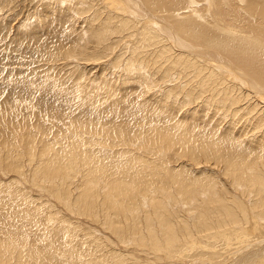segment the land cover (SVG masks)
Returning a JSON list of instances; mask_svg holds the SVG:
<instances>
[{
	"label": "rangeland",
	"instance_id": "374dc122",
	"mask_svg": "<svg viewBox=\"0 0 264 264\" xmlns=\"http://www.w3.org/2000/svg\"><path fill=\"white\" fill-rule=\"evenodd\" d=\"M136 1L154 19L169 25L174 41L165 36L162 40L154 37L152 41H145L148 43H138L141 24L130 20L126 26L128 14L115 12L116 6L108 0H67V3L64 0L63 4H58L59 0H0V264H235L239 260L240 264H248L263 255L264 220L259 219L262 215H252L251 219L246 215V202L254 201L253 197L258 202L259 196L249 192L235 197L232 191L225 194L217 190V195L198 191L206 203L201 202V198L198 201L196 194L198 197L193 198L196 201H191L189 210L173 195L178 185L175 183L174 187L171 182L182 175L184 183L178 182L186 187L195 183V179H202L201 171L204 178L212 175L201 164L202 158L193 156L207 143L212 145L215 134H223L227 126L232 127L230 132L235 139L233 126L229 124L231 118L238 109L251 103L246 99L231 103L228 97L237 99L234 88L223 94L226 86L223 82L218 85L220 78L201 83L200 78L209 72L203 70L196 76L200 69L197 65L192 67L188 61L173 55L180 49L186 52L179 47L178 33L184 44L192 46L202 57L203 53L208 56L207 61H203L197 54L201 63H210L209 67L225 73L229 69H224V62H231L217 50L187 38L188 41L178 23L185 19L192 22L193 27L213 31L217 22L214 18L221 16L220 21L225 25L250 27V32L264 37V30L260 29L264 28V0ZM245 8L259 18H248ZM85 21L88 23L84 24ZM89 23L111 29L98 45L91 34L82 35ZM185 29L183 33L198 31L197 27ZM172 42L175 48H169L168 43ZM216 57L217 61L208 62ZM218 61L223 63L216 64L219 69L214 65ZM233 64L231 66L238 70ZM207 82L214 83L210 89ZM174 92L177 93L173 95ZM177 94L190 99L177 97ZM206 101L209 106L205 105ZM226 113L231 115L224 116ZM242 113L240 110L239 114ZM245 124V120H240L237 126L240 132L237 142L234 141L239 151L247 146L248 139H239L247 129ZM248 129L261 132L252 126ZM169 137L171 144L168 141L167 146ZM253 139L251 136L249 143ZM228 148L227 152H236L235 148ZM190 154L193 156L189 157ZM248 157L249 161H255V157L259 160V152ZM207 160L212 168H220L215 161L220 159L209 157ZM162 168L173 172L171 178L176 173L179 175L168 179ZM219 178L220 175L217 182ZM225 179L220 178L219 183L224 184L229 177ZM205 183L202 180L199 188ZM158 186L162 191L155 193ZM163 186L168 188L165 190ZM191 188L193 190V187L188 189ZM242 190L244 188H240ZM148 193H155L154 200L167 205V210L145 208ZM216 196L225 197L217 199V204ZM197 201L204 207L197 206L191 211ZM236 203L243 204L245 210L234 206ZM106 206L112 209L107 210ZM197 209L204 212L202 218ZM125 210L131 212L136 223L137 216L143 219L148 212L153 214L158 222L150 221L152 229L161 221L166 225L164 228H168V223L169 229L175 225L171 233L175 232L172 235L178 238L166 243L164 236L157 239L164 235L161 228L153 237L147 236L150 230L143 225L134 224L136 228L139 226L138 232L125 228L122 219L129 218L121 217ZM224 211L232 212L229 216L238 220L231 238L225 234L219 237L220 233L214 230H204L202 234L192 227L195 223L201 229L202 220L206 223L221 221L226 214ZM108 212L117 229L108 231L104 222ZM180 215L185 217L182 219ZM248 226L256 227L252 231L255 236L250 237L246 232ZM131 233L136 240L128 243ZM252 264H259V260Z\"/></svg>",
	"mask_w": 264,
	"mask_h": 264
},
{
	"label": "bare ground",
	"instance_id": "6f19581e",
	"mask_svg": "<svg viewBox=\"0 0 264 264\" xmlns=\"http://www.w3.org/2000/svg\"><path fill=\"white\" fill-rule=\"evenodd\" d=\"M58 1V0H57ZM63 1L64 0H59V3L58 4H63ZM104 1V0H103ZM106 1V0H105ZM108 1H110L111 2V4L113 5V6H116L114 9H117V11H115V12H119L120 11V13H125L124 15H127V18L125 19L126 20V22L124 23L126 26L128 25V24H130V22L131 21H134V22H138V23H140L141 25H140V27L142 28V30L139 32V35H137L138 36V43H140V42H142V43H148V42H145V41H148V40H150V41H152V40H154V37H158V39L160 40L161 38L162 39H164L165 38V36H167L168 37V39H170V38H172V39H170L171 41L173 40V39H175V36H174V34H172L173 32L170 30V28L168 27L169 25L168 24H163V23H161L160 21H158V20H156V19H154L151 15H150V13H147L146 12V10L141 6V4L140 3H138L136 0H108ZM238 1V0H237ZM241 1V0H240ZM243 2H244V0H242ZM258 1V0H257ZM65 2L67 3V0H65ZM190 2V1H189ZM192 2V1H191ZM190 2V3H191ZM1 3V2H0ZM66 3H64V4H66ZM69 3V2H68ZM89 3V2H88ZM212 3H214V2H212ZM57 4V3H56ZM57 4V5H58ZM72 4H73V2H72ZM71 4V5H72ZM76 4V3H75ZM111 4H110V6H111ZM192 5H193V3H191ZM195 4V3H194ZM240 4V3H239ZM244 4V3H243ZM245 4H246V1H245ZM46 5H48V4H46ZM67 5H70V4H67ZM74 5V4H73ZM80 6H81V4H79ZM210 5H211V3H210ZM65 6V5H64ZM109 6V8H111ZM46 7V6H45ZM53 7V6H52ZM68 7V6H67ZM73 7H75V6H73ZM73 7H71L72 9L71 10H73ZM77 7H78V5H77ZM76 7V8H77ZM82 7V6H81ZM187 7V6H186ZM50 8V7H49ZM56 8V7H55ZM75 8V9H76ZM79 8V7H78ZM213 8H215V7H213ZM70 9V8H69ZM239 9V8H238ZM240 10V9H239ZM56 10H54V12H55ZM111 11H112V9H111ZM114 12V11H113ZM211 12H212V8H211ZM217 12H218V10H217ZM241 12H242V10H241ZM245 12H246V15L248 16V18H249V16H250V19H251V17L253 18V17H258V15H256V14H254V13H252L250 10H248L247 8H245ZM77 13V12H76ZM194 13V12H193ZM116 14V13H115ZM222 14H225V13H222ZM130 15V16H129ZM215 14H213L212 16H214ZM217 15V14H216ZM218 15H220V13L218 14ZM228 15V14H227ZM246 15H245V18H246ZM154 16V15H153ZM200 16V15H199ZM212 16H211V18H212ZM94 17H96V16H94ZM122 17V16H121ZM147 17V18H146ZM201 18H202V16H200ZM215 17V16H214ZM213 17V18H214ZM150 18V19H149ZM248 18H247V20H248ZM259 18V17H258ZM96 19V18H95ZM112 19V18H111ZM148 19V20H147ZM187 19V18H186ZM220 19H221V16H220V18L219 17H215L214 18V20L215 21H217L216 22V25H214L215 27L213 28V31H209L206 27H202V26H195L194 25V27H193V24H192V22L190 23L189 21H185V19L182 21V22H180V23H178V21H176L175 23H178V26H180L181 28L180 29H182V32H181V34H185L186 33V35H184V37L187 39H190V40H194V41H196V42H198L200 45L201 44H203V45H205V46H207V47H210V49L212 48L213 49V51H218V53H220L219 55H223V57L225 58H227V60L229 61H231V62H233L232 64L234 65V66H237V69L238 70H236L233 66H231L232 64H231V62H230V64H226L225 62H224V66H225V68L224 69H229V71H231V72H229V71H226L225 73H227V72H229L228 73V75H226L225 73H221V72H219V71H216V70H214V69H216L215 67H214V69H213V67H209V64L210 63H201V61H199L198 60V55H199V57H201L200 58V60L202 59L203 61H205V59H206V61H207V58H208V56H206V54L205 53H203V57H202V54L201 53H196L195 52V50H194V48H191L190 47V45H187V44H184L185 42H183V41H181V40H179L180 38H178V33L176 34L177 35V39H178V42H179V47L180 48H182V50L184 49L186 52H182V51H177L176 49V51H175V53L173 54V55H176V56H178V59H182V60H184V61H188L189 63H190V65L192 66V67H194V65H197V67H199L200 69H198V74L196 75V76H198V75H200V71H202L203 72V70H205V71H208L209 73H207L208 75L207 76H205V77H202V78H200L201 79V83H205L206 81H212L213 79H218V78H220V80L219 81H217L218 82V85H222V82L224 83V85L226 86V88H224L222 91H224V92H222L223 94H227V92H229V89H232V88H234L235 89V91H236V93H237V97H235V98H237V99H235V100H232L230 97H228L229 98V100L231 101V103H237L238 101H240V100H248V101H251V103L249 104V105H246L247 107V112H246V108H244V109H238L234 114H233V118H231V121H232V123L230 122L229 124H232V126H233V130H234V133H233V131H232V133H233V135L235 134V139H233V136L231 135V129H232V127L230 128V126L228 127L227 126V128L224 130V132H223V134H221V135H216L215 134V136H214V141L213 140H211L213 143H212V145H210V142H209V144L207 143V146L202 150V151H200L199 153H196L194 156H193V154H190L189 155V157H191V156H193V157H200V158H202V160H200V161H202L201 162V164L203 165V167L205 166V168L207 167L208 169V171L212 174V175H207V176H205V178H204V171H201V175H202V179L201 180H199L198 178L197 179H195V180H192L193 182L195 181V183H191V185L189 186V185H187L186 183V187L184 186H181V185H179V182H178V180H182L183 181V183H184V180L183 179H185V178H183L182 177V175H181V178H183V179H181V178H179V176H178V180L175 178L173 181H175V182H171V185H175V183H176V186H177V188L176 189H174V190H176V192H175V194H173L174 196H177L176 198H179V199H177V200H181L183 203V206L185 205V207H187V209H189L190 208V205H192V203H191V201L193 200V201H196V200H194L193 198H196V197H198V201L200 200L199 198H201L200 197V194H198L199 192L198 191H201V193L204 191V192H206L207 193V191H208V193H210V194H214L217 190H223L224 192H225V194L228 192V191H232L233 192V194H235V197H236V195H238L239 193L241 194V193H246V192H249V193H253L255 196H259L260 198L258 199V202H257V200H255V197H253L254 198V201L253 200H245V199H243L244 200V202H246V204H247V206H246V215H247V217L249 218V219H251V216L252 215H254V216H258V214H261L262 215V218H264V37L263 36H260V35H258L256 32H254V31H251L250 32V30L251 29H249V28H239V27H237V26H234V25H232V26H234V27H231V26H228L229 25V23H228V25H227V23H226V25L223 23V21H220ZM241 19V18H240ZM239 19V20H240ZM131 20V21H130ZM202 20V19H201ZM213 20V21H214ZM236 20V19H235ZM260 20H262V19H260ZM101 21V20H100ZM110 21H112V20H109V22ZM163 21V20H162ZM244 21V20H243ZM255 21V20H254ZM264 21V20H263ZM86 23H88V22H84V24H86ZM137 23V24H138ZM214 23V22H213ZM246 23V22H245ZM248 23V25H249V22H247ZM250 23H252V21L250 22ZM121 24H123V23H121ZM173 23L171 22V25H172ZM97 25V24H96ZM139 25V24H138ZM168 25V26H167ZM256 25H259V24H256ZM259 26H263V25H259ZM177 27V26H176ZM195 27H197L198 28V31H197V33H195V30L193 31V32H188V31H186V32H184L183 33V30L185 29V28H190V29H188V30H191V29H194ZM258 27V26H257ZM85 29V30H84ZM83 30H82V32H83V34L82 35H90L91 34V38H93L94 39V41H96L97 42V45L99 44L98 42H100V40L102 39V37H104V36H106L107 35V31H111V29L109 30L108 28H106V26L105 25H102L101 27H95L94 26V24H91L90 25V23H89V25L88 26H86L85 28H84ZM179 29V28H178ZM260 29H263L264 30V28H262V27H260ZM165 30H167V31H169V33H171V34H168V33H166V31ZM186 30V29H185ZM184 30V31H185ZM253 30H256V29H254L253 28ZM179 31V30H178ZM4 32V31H3ZM2 32V33H3ZM207 32H209L210 34H207ZM257 32H260V30H257ZM112 33H114V32H112ZM110 34V33H109ZM165 34H167V35H165ZM264 35V34H263ZM86 37V36H85ZM106 37H108V36H106ZM105 38V37H104ZM184 38V39H185ZM161 39V40H162ZM187 39V40H188ZM190 40H188V41H190ZM174 41V40H173ZM178 42H177V45H178ZM183 42V43H182ZM141 43V44H142ZM176 43V42H175ZM170 43H168V46H170L169 48H175V46L176 45H173V42L169 45ZM88 45V44H87ZM167 45V44H166ZM144 46H146V45H144ZM80 47V46H79ZM142 47V46H141ZM178 47V46H177ZM101 48V47H100ZM164 48V47H163ZM167 48V47H166ZM195 48H197V47H195ZM179 49V48H178ZM199 50V49H198ZM216 51V52H217ZM188 52V53H187ZM189 53H195V54H189ZM198 54V55H197ZM215 54V53H214ZM211 56H212V54H211ZM216 56V55H215ZM222 57V56H221ZM220 57V58H221ZM222 57V58H223ZM217 58L218 57H216V59H213V58H211V59H208V62L210 61V62H214V61H217ZM219 58V59H220ZM221 58V60H223ZM224 61H226L225 59H224ZM228 61H226L227 63H229ZM219 63V65H220V63H222V62H220V61H218L217 63H214V65H216V64H218ZM223 64V63H222ZM142 65H144L143 63H142ZM190 66V67H191ZM218 65H216V67H217ZM197 67H195V68H197ZM195 68H193V69H195ZM218 68V67H217ZM219 68H220V66H219ZM218 68V69H219ZM208 69V70H207ZM217 69V70H218ZM221 70H222V67H221ZM143 71H145V70H143ZM147 71V70H146ZM205 73V72H204ZM237 73V74H236ZM150 74V73H149ZM157 74H158V72H157ZM157 74H154V76H157ZM232 75L234 76V77H232ZM148 76V75H147ZM237 76H238V78H237ZM232 78H234V79H232ZM239 79V80H238ZM163 80V79H162ZM208 84L206 85V86H208L209 87V89H210V87L211 86H213V84L214 83H209V82H207ZM241 85H240V84ZM243 87H248V88H246V89H244ZM250 88V89H249ZM208 89V90H209ZM249 89V90H248ZM208 90H207V92H208ZM185 91V90H184ZM203 91V90H202ZM204 92V91H203ZM170 93V92H169ZM177 92H174L173 93V95L174 94H176ZM210 93V92H209ZM202 94V93H201ZM207 94V93H206ZM220 94V93H219ZM172 95V94H171ZM217 95V94H216ZM178 96H181V97H183V98H185L186 100H189L190 98L189 97H185V96H183V94H180V95H178L177 94V97ZM209 96V95H208ZM215 96V95H214ZM228 96V95H227ZM174 97V96H173ZM180 97V98H181ZM198 98L200 99V96H199V94H198ZM208 98H210V96L208 97ZM182 99V98H181ZM204 99H206L205 97H204ZM177 100H179V99H177ZM210 100V99H209ZM209 100H207V101H209ZM217 100V99H216ZM206 101V103H205V105L206 106H209V102H207ZM218 101V100H217ZM227 101H228V99H227ZM229 101V102H230ZM204 102H202L201 104H203ZM215 103V102H214ZM213 103V104H214ZM225 103H226V101H225ZM200 106V105H199ZM219 107H215V109H218ZM239 108V107H238ZM187 110V109H186ZM240 110H243V113H242V115L241 114H239V111ZM197 111V110H196ZM186 112V111H185ZM253 113H256V115L254 116V117H251L252 115H253ZM231 114H229V113H226V114H224V116H230ZM236 115H237V117H236ZM203 116V115H202ZM235 117V118H234ZM240 120H245V122H246V124L245 125H247V129H246V131L243 133V135H241V137L239 138V139H241V141L243 140V141H245L246 139H250V137L252 136V137H254V139H253V142L252 143H249V141L248 140H246V147L245 148H243L241 151H239L238 149H237V144H236V142H237V136H238V134H239V132H240V129H239V127H237L238 126V124H239V121ZM191 123V122H190ZM225 124V123H224ZM219 125V124H218ZM224 126V125H223ZM226 126V125H225ZM249 126H252V127H254V130L255 129H259L261 132H259V133H257V132H250L249 131ZM262 126H263V131L261 130V128H262ZM229 128V129H228ZM183 129V128H182ZM238 130V131H237ZM160 131V130H159ZM168 131V130H167ZM212 134H213V132H212ZM212 134H211V137H212ZM249 134L251 135V136H249ZM259 134V135H258ZM253 135H256V136H253ZM165 135H163L162 137H164ZM260 138H259V137ZM170 138L171 137H169V138H166V145H167V143H168V141H169V145L171 144L170 143ZM207 139V138H206ZM236 142H235V141ZM218 143H220V144H218ZM245 143V142H244ZM169 145H167V146H169ZM228 146H230L231 147V150L232 149H236L235 151L236 152H227L226 151V148H228ZM229 147V148H230ZM241 147V146H240ZM228 148V149H229ZM187 151V150H186ZM259 152V160H258V157H255L256 158V160L254 161L253 159L251 160V161H249V159H251V158H249L248 156H252L253 154H254V156H256V155H258V152ZM191 152H193V151H191ZM194 152H195V150H194ZM166 157V156H165ZM210 157V159H214L215 160V158H218V159H220V160H222V161H224V163H222L220 160H215L217 163L216 164H219L220 165V168H217V169H215V168H212V164L211 163H208V158ZM248 157V158H247ZM155 158V157H154ZM163 158V157H162ZM253 158V157H252ZM162 166V165H161ZM215 167H216V165H214ZM198 167V166H197ZM200 167V166H199ZM202 168V167H201ZM163 169H165V168H162L161 169V171L163 170ZM156 170V169H155ZM204 170V169H203ZM181 171V170H180ZM182 172H183V170H182ZM181 172V173H182ZM156 173V172H155ZM160 173H162V172H160ZM173 173V172H172ZM172 173H170V169H165V171L163 172V175H165L168 179H172L175 175H179V174H175V175H173L172 176V178L170 177V174H172ZM223 174H226L225 176H228L229 177V180H227L224 184H222V183H219V181H220V178H221V180H226L225 179V176H222ZM160 175V174H159ZM198 175V174H197ZM219 175H220V178H219V181L217 182V179H218V177H219ZM200 176V175H199ZM222 176V177H221ZM159 177V176H158ZM158 177H157V180H158ZM160 177H162V176H160ZM200 178V177H199ZM206 179H208V180H206ZM161 180V179H160ZM187 180V179H186ZM202 180H204L206 183L204 184V187H202V188H199V186L201 185L200 184V182H202ZM165 181V180H164ZM181 181V182H182ZM180 182V184H182ZM160 183V182H159ZM188 183H190V181L188 182ZM170 184V183H169ZM184 184V185H185ZM166 185V184H165ZM164 185V186H165ZM173 185V186H174ZM196 185H197V187H196ZM163 186V189L165 188ZM169 186V185H168ZM168 186L166 187V188H168ZM176 186H174V187H176ZM220 186H222V187H220ZM226 186V188H224ZM159 187V186H158ZM190 187H193V190H192V188L189 190L188 188H190ZM116 188V187H115ZM159 188H160V190H159ZM159 188H157L154 192L156 193L157 191L158 192H161L162 191V187L160 186ZM166 188H165V190H166ZM221 188H223V189H221ZM240 188L242 189V188H244V191L242 190V191H240ZM170 191V190H169ZM153 192V191H152ZM151 192V193H152ZM218 192V191H217ZM155 193H154V195H152V194H147V202H146V205H145V208H146V206L149 208L150 207V209L152 210V208H155V210L157 211L158 209H161V211H166L167 210V205H165V206H163V203H161V201H159V200H154L155 198H154V196H155ZM168 193V192H167ZM205 193V196H207V194ZM170 194H172V193H170ZM198 196H197V195ZM203 194V193H202ZM201 194V195H202ZM218 193H215V195H217ZM224 194V195H225ZM157 195V194H156ZM164 195V194H163ZM169 195V194H168ZM172 195V196H173ZM196 195V196H195ZM211 195V196H212ZM220 195H222V194H220ZM242 195V194H241ZM144 196V195H143ZM166 196V195H165ZM162 197H164V196H162ZM225 196H223V198H224ZM168 198V197H167ZM166 198V200H168ZM212 198V197H211ZM210 198V199H211ZM216 198V200H214V202H216L217 201V199H219L218 201H220V200H222L223 198H222V196H216V197H214V199ZM89 199V198H88ZM197 199V198H196ZM176 200V201H177ZM203 200H204V197H203ZM202 200V198H201V202L203 201ZM208 200V199H207ZM226 199H224V201H225ZM84 201V200H83ZM145 201V200H144ZM198 201H197V203L196 202H194L195 203V208H193V206H192V209H191V211H195L196 210V208H198L197 206H199V204H201L200 202L198 203ZM85 202V201H84ZM88 202V201H87ZM169 202V201H168ZM171 202V201H170ZM204 202V204L206 203L205 201H203ZM255 202H257V203H255ZM89 203V202H88ZM116 203V202H115ZM174 203H176V202H174ZM177 203H178V201H177ZM212 203H213V200H212ZM211 203V204H212ZM217 203V202H216ZM225 203V202H224ZM139 204V203H138ZM180 204H181V202H180ZM196 204H198V205H196ZM218 204V203H217ZM89 205L90 204H88V208H89ZM97 205V204H96ZM108 205V204H107ZM142 205V204H141ZM178 205H179V203H178ZM207 205V204H206ZM210 205V204H209ZM213 205H215V204H213ZM222 205V204H221ZM92 206V205H91ZM118 206V205H117ZM123 206V205H122ZM182 206V207H183ZM203 206V205H202ZM202 206L200 207L201 209H202ZM225 206V205H224ZM234 206H236L237 208H240L241 210H245V208L243 207V204H241V203H236ZM112 207H113V205H112ZM112 207H109V206H106V209L108 210H111L112 209ZM179 207V206H178ZM204 207V206H203ZM226 207V206H225ZM225 207H223L222 206V208H225ZM87 208V207H86ZM85 208V209H86ZM111 208V209H110ZM113 208H115V209H117L116 208V206L115 207H113ZM144 208V207H143ZM211 208V207H210ZM213 208V207H212ZM215 208V207H214ZM213 208V210H215ZM218 208H221V207H218ZM217 208V209H218ZM90 209H92V208H90ZM204 209V208H203ZM228 209V208H227ZM226 209V210H227ZM93 210H95V209H93ZM140 210H141V208H140ZM139 210V211H140ZM190 210V209H189ZM233 210V209H232ZM117 211V210H116ZM119 211V210H118ZM117 211V212H118ZM126 211V210H125ZM129 211H131V209L129 210ZM144 211H146V209L144 210ZM155 211V212H156ZM180 211V210H179ZM203 211H206L205 209L203 210ZM203 211H201V210H198L197 209V212H198V214L201 216V218H202V214L204 213ZM117 212H115L116 214H118ZM122 212H124V211H122ZM128 211H126V213L125 214H123L122 215V213H121V217L122 216H126V217H129L127 220H126V218L125 219H122V220H125V221H123V223H124V227L125 228H132L133 229V231H134V229H136V231L135 232H138L137 230V228L139 227H134V224L136 223L135 222V218H133L129 213H131V212H129V213H127ZM142 212V211H141ZM140 212V213H141ZM169 211H167V213H168ZM209 212H210V210H209ZM215 212V211H214ZM226 214V216L227 217H225V215H224V219H222V218H220V219H222L221 221H219V219L216 221V223H212V221L211 220H209L210 222H208V223H206V220H202V222H201V229H198V227L196 226V224L194 223V226H192V227H194V228H196V231L197 232H199L200 231V233L202 232V234H204L203 233V231L205 230V231H209V230H214L215 232H219L220 234H218V236L219 237H221L222 236V234H225V235H229V237H228V239L229 238H231L230 237V235L233 233V230L235 231V227H234V223H238V220H235L232 216L230 217L229 216V213H232V212H226V211H224ZM92 213V212H91ZM110 212H108L106 215H107V219L109 220V221H107V219H105V225H107L106 227H108V231L109 230H112V229H117V227L114 225L115 224V222L114 221H112L111 222V220L109 219L110 218V214H109ZM113 212H111V214H112ZM119 213H120V211H119ZM138 213V212H137ZM163 213V212H162ZM165 213V212H164ZM167 213H165V214H167ZM248 213V214H247ZM128 214H129V216H128ZM148 214L149 215H144L145 216V218H143L142 219V217L140 218V216H137V217H139V219L138 220H136L138 223H136V225H143V226H145L146 228H147V231L148 230H150V232L147 234V236H150V237H153V235L154 236H156L157 234H158V230L161 228V230L163 229L164 230V235H160L157 239H159L161 236H164L163 238H164V240H165V242L167 243V241H170V240H172L173 238L176 240V237H174L172 234H174V233H171V229H173V227H176L175 225H174V223H175V221H174V223H173V225L174 226H171L172 228L171 229H169L170 227H169V223H168V228H164L163 226H166L162 221H161V219L159 220V221H161V222H159V224H156V229H152V227L151 228H149L150 226H151V223H150V221H152V220H154L155 218H154V215L152 214V215H150V213L148 212ZM169 214L170 213H168V217H169ZM176 214V213H175ZM184 214H186V213H184ZM131 216V217H130ZM164 216V215H163ZM162 216V217H163ZM181 216V215H180ZM183 216L184 215H182L181 217H182V219H183ZM204 216V215H203ZM105 217V216H104ZM156 217V216H155ZM167 217V218H168ZM173 217V216H172ZM185 217V216H184ZM206 217H208V215H206ZM214 217V216H213ZM216 217V216H215ZM219 217V216H218ZM123 218V217H122ZM175 218V217H174ZM176 218H178V217H176ZM189 218H191V217H189ZM188 217H187V219H189ZM204 218H205V216H204ZM226 218V219H225ZM262 218H259V219H261V221L262 220H264V219H262ZM120 219V218H119ZM172 219V218H171ZM170 219V220H171ZM181 219V220H182ZM207 219V218H206ZM180 220V221H181ZM191 221L193 220V219H190ZM255 220V219H254ZM155 221V220H154ZM214 221V220H213ZM140 222V223H139ZM156 223L158 222V221H155ZM177 222V221H176ZM182 222V221H181ZM187 222V221H186ZM264 222V221H263ZM253 223V222H252ZM150 224V225H149ZM180 224V223H179ZM185 224V223H184ZM193 224V223H192ZM256 224V223H255ZM118 225V224H117ZM121 225V224H120ZM153 225H155V223L153 224ZM178 225V224H177ZM197 225H199L198 223H197ZM211 225V226H210ZM212 225H214V226H212ZM249 225V224H248ZM253 225V224H252ZM243 227V226H242ZM144 228V227H143ZM153 228H154V226H153ZM159 228V229H158ZM187 227H185V229H186ZM254 228H256V227H250V226H248V231H246L247 233H250V237H252V236H255V235H253L252 234V231L254 230ZM132 229H130L129 231H132ZM168 229V230H167ZM181 229V228H180ZM144 230V229H143ZM160 230V231H161ZM175 230V229H174ZM173 230V231H174ZM183 230V229H182ZM181 230V231H182ZM240 230V229H239ZM117 231V230H116ZM249 231H251V232H249ZM134 232V233H135ZM133 233V234H134ZM146 233V232H145ZM185 234L187 233V230L184 232ZM240 233V232H239ZM116 234V233H115ZM142 234V233H141ZM238 234V233H237ZM131 235H132V233L131 234H129V236H128V238H129V240H128V243L130 242V243H132V241H135V240H133V238L131 237ZM178 235V234H177ZM109 236V235H108ZM137 236V235H136ZM208 237L210 236V235H207ZM232 236H234V235H232ZM245 236V235H244ZM248 236V235H247ZM133 237H135V235H133ZM149 237V238H150ZM223 237V236H222ZM239 237V236H238ZM237 237V238H238ZM141 238V237H140ZM156 238V237H155ZM178 238V237H177ZM182 238H184V237H181V239ZM235 238V237H234ZM233 238V239H234ZM137 239L139 240V238L137 237ZM143 239V238H142ZM142 239H140V240H142ZM150 239H152V238H150ZM154 239V238H153ZM156 239V240H157ZM225 239H227V238H225ZM126 240V241H127ZM184 240V239H183ZM155 241V240H154ZM149 242V241H148ZM161 242V241H160ZM164 242V241H163ZM172 242V241H171ZM152 243V242H151ZM168 243H170V242H168ZM189 243V242H188ZM171 244V243H170ZM227 244V243H226ZM229 244H231V243H229ZM131 245V244H130ZM153 245V244H152ZM167 245V244H166ZM152 247V246H151ZM128 248V247H127ZM120 251V250H119ZM264 251V250H263ZM158 255H160V254H158ZM251 256H253V254L251 255ZM263 256V257H262ZM262 256H259V257H257L256 259H254L252 262H249L248 264H252V263H255V260L256 261H258L259 260V264H264V252H263V255ZM163 258V257H162ZM246 258V257H245ZM239 259H241V256L239 257ZM239 259H237V260H239ZM258 259V260H257ZM208 260V259H207ZM248 261H249V259H248ZM263 261V262H262ZM240 260L238 261V262H236V263H238V264H240ZM244 262V261H243ZM162 263V262H161ZM182 263V262H181ZM235 263V264H236ZM247 264V263H246Z\"/></svg>",
	"mask_w": 264,
	"mask_h": 264
}]
</instances>
